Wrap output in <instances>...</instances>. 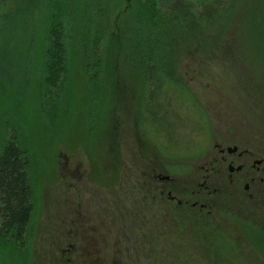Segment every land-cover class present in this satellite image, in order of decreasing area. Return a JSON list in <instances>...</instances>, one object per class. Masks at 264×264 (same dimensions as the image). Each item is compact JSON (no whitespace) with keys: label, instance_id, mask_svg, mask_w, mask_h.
Returning a JSON list of instances; mask_svg holds the SVG:
<instances>
[{"label":"rangeland","instance_id":"obj_1","mask_svg":"<svg viewBox=\"0 0 264 264\" xmlns=\"http://www.w3.org/2000/svg\"><path fill=\"white\" fill-rule=\"evenodd\" d=\"M223 64L194 52L178 57L177 72L206 114L209 143L264 157V57L248 52L243 70ZM117 88L93 143L76 76L49 137L28 122L36 201L26 245L0 248V264H264V180L247 192L225 168L204 180L211 145L175 162L183 165L176 174L136 125L133 93ZM166 175L172 180L156 179ZM167 191L203 207L178 209Z\"/></svg>","mask_w":264,"mask_h":264},{"label":"trees","instance_id":"obj_2","mask_svg":"<svg viewBox=\"0 0 264 264\" xmlns=\"http://www.w3.org/2000/svg\"><path fill=\"white\" fill-rule=\"evenodd\" d=\"M194 52L241 69L248 52L264 57V0H0V248L26 245L34 211L28 122L49 137L73 76L90 143L117 87L129 88L136 125L183 172L175 162L209 140L206 114L177 72L178 57Z\"/></svg>","mask_w":264,"mask_h":264},{"label":"flooded vegetation","instance_id":"obj_3","mask_svg":"<svg viewBox=\"0 0 264 264\" xmlns=\"http://www.w3.org/2000/svg\"><path fill=\"white\" fill-rule=\"evenodd\" d=\"M208 143L209 140L205 142L202 152L211 145L214 153L207 168L203 169L202 167L204 180L210 174L222 171L224 168L228 179L231 176H240L244 179L242 184L243 192H247L254 182H262L264 180V157L256 156L255 153L241 144L223 143L219 140H215L212 144ZM156 179L165 182L172 180L169 175H166V178L157 176ZM166 200L178 209H183L185 207L191 209L198 207L197 209H201L203 207V205H198L195 200L190 203L187 199H176L171 195L170 191L166 192Z\"/></svg>","mask_w":264,"mask_h":264},{"label":"water","instance_id":"obj_4","mask_svg":"<svg viewBox=\"0 0 264 264\" xmlns=\"http://www.w3.org/2000/svg\"><path fill=\"white\" fill-rule=\"evenodd\" d=\"M164 178H166V177H164Z\"/></svg>","mask_w":264,"mask_h":264}]
</instances>
